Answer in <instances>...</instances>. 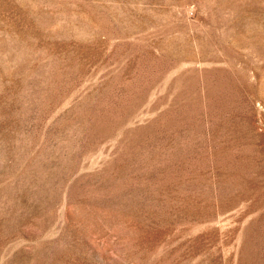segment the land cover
Listing matches in <instances>:
<instances>
[{
    "label": "rangeland",
    "instance_id": "rangeland-1",
    "mask_svg": "<svg viewBox=\"0 0 264 264\" xmlns=\"http://www.w3.org/2000/svg\"><path fill=\"white\" fill-rule=\"evenodd\" d=\"M0 264H264V0H0Z\"/></svg>",
    "mask_w": 264,
    "mask_h": 264
}]
</instances>
